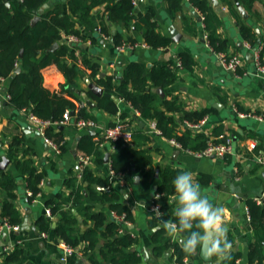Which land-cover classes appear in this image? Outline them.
Wrapping results in <instances>:
<instances>
[{
  "label": "crops",
  "instance_id": "0c3cea01",
  "mask_svg": "<svg viewBox=\"0 0 264 264\" xmlns=\"http://www.w3.org/2000/svg\"><path fill=\"white\" fill-rule=\"evenodd\" d=\"M62 1L67 11L68 0ZM208 2L214 18L210 29L205 27L203 13L191 3V0H180L177 9H171L170 0H135L136 11L150 10L154 13L160 31L171 38V44L167 47H150L145 42L142 26L134 25L136 19L132 20L130 25L108 20L104 5H98L93 9L90 17L91 26L77 23L76 26L83 35L77 36V41L69 40V35L72 34L62 33V39L58 40L61 42L60 45L67 44L69 51L74 50L77 57L90 58L98 64L99 69L96 76L92 75L90 68L84 69L73 85L87 91L96 103V106L91 108L83 97L74 91L96 116L97 126L77 127L73 118L63 124L64 150L60 153H56L44 136L38 134L36 124L30 119V110L17 109L7 103L6 83H2L0 160L7 157L10 162L6 168L0 169L10 170L15 178L17 185L15 205L21 212L23 221L18 229L0 230V263L4 261L5 252L21 244L25 250L23 264L29 262L95 264L79 249H75L74 253L64 258V250L54 232H45L46 235H43V231L36 224L40 217L47 215L46 201L57 198L62 191L67 193L69 188L65 186V180L77 174L82 166L86 165L95 175L102 178L110 177L112 190L118 193L119 201L126 206L127 211L117 214L111 210L109 202L100 203L91 197L87 199L96 210L106 211L111 218L115 214L125 215V218L129 215L126 218L129 222H124L123 227L135 238L132 249L141 256L140 262L136 264H179L185 259L192 264L203 263L200 254H185L180 259L175 245L169 244L162 253H156L154 235L163 228V224L153 222L155 213L149 203L158 194V188L162 183L161 170L167 166L179 168L182 172H192L200 183L203 194L213 204L224 207L229 223L228 238L234 244L231 256L237 255V264H264V223L259 226L253 224L248 204L249 199L254 200L255 197L264 195V164L259 161V157H264V72L257 71L254 57L249 56V53L257 50L264 65V0H208ZM238 3L249 13L248 19L242 16ZM194 10L199 13L202 20L194 14ZM241 25L255 32L254 46L243 38ZM172 28L182 34L180 41L172 39ZM209 38L213 40L212 45ZM258 38H261L260 44L257 43ZM67 41L73 44H68ZM125 41L137 42L139 45L132 49H119L118 46ZM216 46L219 48L215 49ZM217 52L238 54L243 58V63L236 70L227 69ZM182 57L191 68L183 64ZM178 61L181 62L180 65ZM132 62H140L148 68L164 63L176 65L181 77L165 88H153L158 94L155 107L163 109L164 101L173 99L184 110L206 111L198 123L183 118L182 111L170 112L177 120L176 133L183 135L189 131L192 138L204 133L209 139L217 140L221 139L220 135L226 134L232 139L233 154L227 158L197 156L183 147L179 140L171 139L159 132L157 124L156 128L153 125L156 121L144 117L124 97L111 95L118 106L116 113L99 107L97 99L104 94L96 95L90 83L103 88L105 93L107 92L105 87L97 82V79L113 76V82L118 84L124 81L123 72ZM17 67L20 71L23 70L22 65L19 64ZM52 76L50 77L54 82L52 90H55L60 82H68L61 69H54ZM216 103L219 105L215 106ZM203 119H206L204 124L195 126ZM121 121L128 122L134 132L140 133L133 139L132 144L145 149L152 158L151 163L145 164L140 171L128 178L124 174L123 181L111 176V160L116 150L115 146L112 142L101 139L106 126ZM217 128L221 129L220 135L215 133ZM87 137L99 142V154H87L79 148L81 141ZM252 142L256 143V149L246 153ZM11 150L13 157L9 158ZM107 152L111 153L108 162L105 161ZM17 159L30 160L32 166L44 172L40 195L31 197L29 193L31 190L27 188V174L16 165ZM149 168L153 170L152 188L150 192H145L141 183L144 173ZM137 176L139 179H136ZM155 186L156 194L152 195ZM2 194L0 190V195ZM52 218L54 226L58 217L53 215ZM79 220L81 232L92 224V221H85L83 217H79ZM166 233L172 242L181 246L179 233L176 235H170L167 231ZM98 264L110 263L100 261Z\"/></svg>",
  "mask_w": 264,
  "mask_h": 264
},
{
  "label": "trees",
  "instance_id": "16d2710c",
  "mask_svg": "<svg viewBox=\"0 0 264 264\" xmlns=\"http://www.w3.org/2000/svg\"><path fill=\"white\" fill-rule=\"evenodd\" d=\"M10 3V6L7 3ZM48 2L50 5L34 24L31 23L39 8ZM171 9L180 6V0H170ZM191 3L204 15V23L207 29L213 25V15L209 8L208 0H191ZM98 5H104L106 18L113 22H122L130 25L131 21L136 27L144 29L145 42L152 48L167 47L171 44V38L160 31L159 23L154 18L152 11L138 12L135 10V0H68V10L65 11L62 0H0V86L2 80L6 83V93L10 94L7 103L17 109H30L31 113L41 120L50 121L45 128L46 136L59 144L61 151L64 150V131L60 125L55 124L63 119L64 113L74 111V115L85 119L97 120L87 105L80 106L83 102L81 97L72 91L76 79L86 68L92 70L96 76L99 66L86 56L81 57V63H77L78 57L74 50L69 51L67 44H62L54 50L50 47L62 39V33L74 34L82 37L77 28V23L91 26V14ZM233 12L237 14V11ZM243 38L247 39L252 46L256 43V34L251 29L241 25ZM211 45L213 40L211 38ZM118 41V39H117ZM134 41V40H133ZM132 42V41H131ZM219 47H215L218 49ZM21 50L23 55L21 56ZM183 58V64L189 67V63ZM69 59V60H68ZM261 59V58H260ZM262 62V60H261ZM23 70L16 72L18 65ZM189 65V66H188ZM191 68V67H189ZM61 69L68 82H60L59 86L52 90L53 70ZM124 81L118 84L113 82L114 77L98 78L97 82L105 87L111 94L124 97L146 118L156 121L161 133L171 139H177L187 150L199 151L208 144V136L199 133L192 138L187 133H176L177 120L170 112L182 111L183 118L198 123L206 111H187L176 100L164 101V108L157 109L155 100L158 96L154 87L165 88L181 77L176 65L167 63L158 64L152 68L140 62L130 63L123 72ZM50 79V80H49ZM131 84V87L129 85ZM97 105L111 113L118 111V106L112 96L103 95L98 97ZM78 117L76 119H78ZM221 130V129H220ZM220 130L215 131L220 135ZM140 133L135 132L134 138ZM226 135V134H225ZM227 136V135H226ZM222 140V138L220 139ZM116 150L111 160V167L117 173H124L128 178L138 172L145 164L152 161L151 156L145 149H140L134 144L122 140L113 141ZM87 154H99V142L92 137L84 138L79 146ZM9 158L13 157V150L9 152ZM16 165L27 174V188L32 191L31 197L41 192V182L44 172L31 165L30 160H15ZM182 172L179 168L167 166L161 170L162 183L158 188V194L153 197L150 205L160 204L162 218L175 222L174 215L176 193L173 186L174 178ZM79 174L82 176L79 177ZM153 170L149 168L143 176L142 190L151 191ZM96 185V186H95ZM97 185H104L103 191L97 189ZM65 186L69 188L66 193L62 191L57 198L48 199L47 206L52 214L58 217L53 226L52 216L43 215L37 220L38 228L43 232H54L58 242H65L81 250L89 261L98 264L100 261L110 264H136L141 256L132 249L135 238L126 230L121 233L119 228L122 221L111 218L106 211L96 210L93 204L87 202L93 198L100 203L109 202L110 208L115 213L127 211L126 206L119 201V195L111 188L110 177L102 178L95 175L90 167L83 165L77 174L71 175L65 180ZM15 178L10 170L0 169V227L4 223L21 225L23 218L15 205L17 194ZM250 214L255 226L264 223V205L248 200ZM129 216V215H128ZM126 215V218H128ZM79 217L92 224L81 232ZM161 216L154 214L153 222L162 223ZM163 227L154 235L156 253H162L167 246L175 245V249L181 259L186 253L177 243L172 242ZM86 243V245H83ZM24 247L15 245L12 250L4 253V261L0 264H23ZM237 255L231 256L227 264H237ZM27 264H34L29 262Z\"/></svg>",
  "mask_w": 264,
  "mask_h": 264
},
{
  "label": "clouds",
  "instance_id": "9594fccd",
  "mask_svg": "<svg viewBox=\"0 0 264 264\" xmlns=\"http://www.w3.org/2000/svg\"><path fill=\"white\" fill-rule=\"evenodd\" d=\"M176 193L175 222L164 220L157 210L154 213L162 218L163 227L170 235H181L180 244L188 255L200 254L214 264H226L234 250L228 238L229 223L225 209L213 204L203 194L195 175L181 172L173 180Z\"/></svg>",
  "mask_w": 264,
  "mask_h": 264
},
{
  "label": "built area",
  "instance_id": "2783aa9c",
  "mask_svg": "<svg viewBox=\"0 0 264 264\" xmlns=\"http://www.w3.org/2000/svg\"><path fill=\"white\" fill-rule=\"evenodd\" d=\"M69 40L70 41H77L78 38L75 35H69ZM209 46L210 43H208ZM139 44L137 42H131V41H125L122 44H120L118 46L119 49H132L137 47ZM212 48V46H211ZM218 57L220 58L223 66L227 69L230 70H236L238 67H240L243 63V58L238 55V54H227L225 52H217ZM254 62H255V67L257 69L258 72L263 73L264 72V65L262 64L261 60H260V54L258 53V51L256 50L254 52ZM77 63H81V57L78 56V61ZM178 64L180 65L181 62L178 61ZM5 82V80H2V83ZM2 83L0 86V90L2 89ZM10 94L6 93L5 94V99L9 100L10 99ZM86 105L85 102L80 103V106H84ZM78 116H75L74 114H72L69 110H67L64 115H63V119L59 122H56L55 124H66L68 122H70L72 120V118L74 119V123L77 125V127H95L97 126V122L93 119H85L83 117H78V119H76ZM259 118L262 119V116H260ZM30 119L36 124L38 130L41 132V134L44 136L45 140L49 143V145H51V147L55 150L56 153H60L61 152V148L59 146V144H57L56 142L50 140L45 133V128L47 125L51 124L50 121H46V120H41L40 118H38L36 115L34 114H30ZM206 121V119H203L199 124L195 125V126H200L201 124H204V122ZM154 127L156 128V123L154 122ZM159 130V129H158ZM159 132H161L159 130ZM134 130L132 129V127L130 126V124L128 122L125 121H121L118 122L116 124L113 125H109L106 126L103 129L102 135H101V139L106 140V141H117V140H122L125 142H129L131 143L134 139ZM219 138H222V140H217L215 138H210L208 140V144L207 146L199 151H191L194 154H196L197 156H218L221 158H227L229 156H231L233 154V142L232 139L229 136H226L224 134L220 135ZM178 145H180V143H177ZM257 145L256 143L252 142L249 145V148L247 149L246 153L248 152H253L256 149ZM259 161L261 163L264 164V157H259ZM82 175L79 174V177H81ZM111 176L112 178H117L120 181H123V177H124V173H117L115 172L112 167H111ZM106 188V186L104 185H97V189L99 191H103ZM29 193H32L31 191H29ZM38 195H40V193H38ZM254 200L256 201V203L264 205V195L262 197H255ZM152 210H157L161 213L162 209H161V205L160 204H154L152 205ZM46 214L48 216H53L52 211L50 209L49 206H47L46 208ZM114 218L118 221H122L124 222H129L126 221L125 215H114ZM20 225H12L9 223H4L1 227L0 230L3 228H7V229H18ZM119 231L121 233H123L125 231L124 227L121 226L119 228ZM43 235H46L45 232H43ZM61 247L64 250V258L67 255H71L72 253L75 252V249L73 246L65 243V242H59ZM179 264H192L188 259L183 260L181 263Z\"/></svg>",
  "mask_w": 264,
  "mask_h": 264
},
{
  "label": "water",
  "instance_id": "95a60500",
  "mask_svg": "<svg viewBox=\"0 0 264 264\" xmlns=\"http://www.w3.org/2000/svg\"><path fill=\"white\" fill-rule=\"evenodd\" d=\"M216 4H217V1H216ZM7 5L8 6H10V3L8 2L7 3ZM49 3L48 2H45L40 8H39V10H38V15H36L34 18H33V20H32V23L34 24V23H36L40 18H41V16H42V14L45 12V10L49 7ZM238 7H239V10H240V12H241V14H242V16L244 17V18H246V19H248L249 18V13L247 12V10L240 4V3H238ZM194 14L196 15V16H198V18L200 19V20H202V17H200L199 16V13L196 11V10H194ZM171 33H172V39L174 40V41H180L181 40V38H182V34L181 33H179L176 29H174V28H172L171 29ZM258 33L260 34L261 32H260V30H258ZM60 43L61 42H55L51 47H50V50H54V49H56L59 45H60ZM66 43H70V42H66ZM257 43L258 44H260L261 43V38H258V41H257ZM70 44H73V43H70ZM256 49V48H255ZM254 49V50H255ZM21 56L23 55V50H21ZM249 56L251 57V58H253L254 57V51L253 52H251V53H249ZM16 71L17 72H19L20 71V68L19 67H17L16 68ZM90 87H91V89H92V91L96 94V95H98V96H101V95H106V96H111L112 94L111 93H109V92H105L104 93V90H103V88H101V87H99L98 85H96V84H94V83H90ZM71 89H72V91H76L78 94H80L82 97H83V99L85 100V102H86V104L88 105V106H90L91 108H94L95 106H96V103L95 102H93V100L90 98V96H89V94L87 93V91H83V90H80V89H78V88H76L75 86H72L71 87ZM161 92L163 93V90H161ZM219 104H215V106H218ZM30 110V109H29ZM71 113L72 114H74V111H71ZM63 125H60V128L61 129H63ZM38 134L39 135H41V132L39 131L38 132ZM110 155H111V153L110 152H107L106 153V155H105V161H109V159H110ZM9 162H10V160L7 158V157H3V159L2 160H0V168H6L7 166H8V164H9ZM158 175V174H157ZM136 179H139V176H137L136 177ZM156 190H157V186H155V189L152 191V195H155L156 194ZM56 225V223L54 224V226ZM201 257H202V259H203V263L202 264H214V259H213V261H209L206 257H204L203 255H201Z\"/></svg>",
  "mask_w": 264,
  "mask_h": 264
}]
</instances>
